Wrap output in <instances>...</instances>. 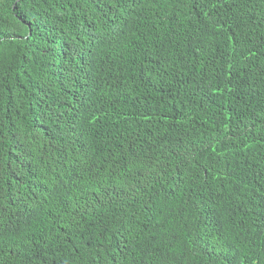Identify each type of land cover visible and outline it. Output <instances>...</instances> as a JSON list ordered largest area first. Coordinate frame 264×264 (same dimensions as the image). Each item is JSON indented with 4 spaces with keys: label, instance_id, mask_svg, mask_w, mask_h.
<instances>
[{
    "label": "trees",
    "instance_id": "obj_1",
    "mask_svg": "<svg viewBox=\"0 0 264 264\" xmlns=\"http://www.w3.org/2000/svg\"><path fill=\"white\" fill-rule=\"evenodd\" d=\"M0 264H264V0H0Z\"/></svg>",
    "mask_w": 264,
    "mask_h": 264
}]
</instances>
